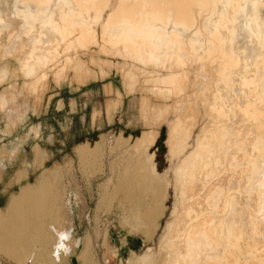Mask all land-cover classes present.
<instances>
[{"label": "bare ground", "instance_id": "6f19581e", "mask_svg": "<svg viewBox=\"0 0 264 264\" xmlns=\"http://www.w3.org/2000/svg\"><path fill=\"white\" fill-rule=\"evenodd\" d=\"M262 8L264 0H0V60L18 57L30 87L55 68L61 50L85 51L101 46L100 38L114 56L124 53L154 71L171 55L167 69L173 76L159 83L172 85L175 106L187 105L168 131L170 159L154 151L141 178L142 164H124L112 196L136 203L158 184L164 185L161 201L168 200L170 188L174 196L180 193L182 201L172 209L176 218L159 244L166 264H264ZM10 67L0 66V81L11 76ZM193 67L200 70L190 85ZM190 91L199 108L187 100ZM141 109L151 111V100L144 98ZM170 112L165 105L155 115L150 145L157 142L160 119ZM196 133L182 164H168L188 151ZM34 165L40 174L31 181L24 170L28 182L0 208L1 264H62L69 252L70 230L56 227L62 218L55 207L56 167ZM137 221L142 225L140 217ZM152 263L150 258L146 264Z\"/></svg>", "mask_w": 264, "mask_h": 264}, {"label": "rangeland", "instance_id": "374dc122", "mask_svg": "<svg viewBox=\"0 0 264 264\" xmlns=\"http://www.w3.org/2000/svg\"><path fill=\"white\" fill-rule=\"evenodd\" d=\"M261 15L264 17V8ZM99 41L101 46L91 44L85 51L75 47L68 53L61 50L55 68L41 73L36 87L28 85L32 79L24 78L18 57L0 60V66L6 63L14 70L0 81V208L28 182L24 170H29L33 181L41 171L32 170L34 164L37 168L54 164L58 175L55 207L63 218L56 227L72 234L64 264H138L150 258L152 264H166L164 257L159 258V244L176 218L172 209L175 202L182 201L180 193L174 196L170 188L168 200L161 201L164 185L158 184L157 190L145 192L142 200L134 203L120 196L113 199V186L117 175L124 177L117 173L124 164H142L141 178L146 177L150 164L146 157L154 151L161 153L162 160L170 159L168 131L185 115L187 102L175 106L172 85L159 83L163 77L173 76L167 69L171 55L155 71L133 62L134 71L128 56H114L112 47L101 38ZM198 70L200 67L191 70L190 85L195 84ZM144 98L151 100V111H142ZM187 100L199 108L192 91ZM165 105H170L172 112L160 119L153 146L149 132L155 115L161 114ZM201 125L202 119L195 132ZM197 135L189 142L188 151L168 164L174 168L181 165L194 149ZM84 158L89 160L86 166ZM16 178L20 181L14 184ZM138 217L142 225H138Z\"/></svg>", "mask_w": 264, "mask_h": 264}]
</instances>
